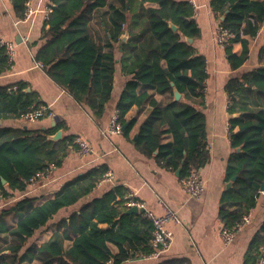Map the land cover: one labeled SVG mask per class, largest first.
I'll use <instances>...</instances> for the list:
<instances>
[{
    "label": "trees",
    "instance_id": "1",
    "mask_svg": "<svg viewBox=\"0 0 264 264\" xmlns=\"http://www.w3.org/2000/svg\"><path fill=\"white\" fill-rule=\"evenodd\" d=\"M26 1L11 0L17 16L24 15ZM51 3L42 27V43L34 53V60L46 74L99 117L113 88L115 57L111 48L121 43L119 63L122 72L130 76L115 108L121 127L127 122L121 133L128 137L135 122L133 118L125 120L128 110L148 101L150 111L133 140L136 149L146 157H153L162 168L176 171L180 167L179 181L192 170L199 172L210 159L206 117L200 110L207 73L205 57L186 41V37L194 40L199 33L192 3L188 0H51ZM209 5L219 25L233 35L223 47L230 67L236 69L247 58L244 35L254 36L264 20V0H209ZM105 6L102 15L109 37L101 45L91 31V22L94 12ZM170 22L176 30H172ZM124 31L128 32V38L121 42ZM236 41L243 46L240 54L232 51L231 45ZM10 66L5 49L0 46V72ZM171 83L184 101L172 100ZM14 85L15 89L13 85L0 86V120L6 116L20 118L42 107L22 83ZM148 89L166 94L167 102L162 104L151 97ZM248 89L264 94V66L230 79L225 86L228 113L240 112L229 119L232 153L225 168V180L236 178L221 197V203L233 205L231 209L220 207V217L227 228L249 214L264 179V102L263 108L248 110L244 102ZM244 111L250 114L247 120L243 119ZM62 127V122L50 129L0 127V201L10 200L0 205V264L108 261L122 264L151 253L152 223L144 212L125 213L128 201L137 198L121 184L73 211L48 241L29 242L56 212L89 195L108 172L105 165L93 166L38 205L33 206L35 198L30 197L12 200L13 191L24 192L29 187L31 176L48 165L59 167L72 149H78L72 137L48 138ZM169 135L168 141H162ZM68 240L71 245L65 248L64 242ZM262 244L264 220L249 252L258 251Z\"/></svg>",
    "mask_w": 264,
    "mask_h": 264
},
{
    "label": "crops",
    "instance_id": "2",
    "mask_svg": "<svg viewBox=\"0 0 264 264\" xmlns=\"http://www.w3.org/2000/svg\"><path fill=\"white\" fill-rule=\"evenodd\" d=\"M27 1L29 15L25 16L24 12V15L19 17L13 11L11 0H0V40L11 41L14 44L12 64L0 72V86L13 85L12 88L15 89L14 84L22 83L25 91L34 93L51 116L46 114L38 119L24 118V115L20 118L6 116L1 118L0 127L20 130L50 129L58 122H62L63 127L50 133L48 138L53 140L52 136L60 130L59 139L72 137L75 142L76 137H81L89 143L91 151L82 154L78 149H72L64 158L62 165L55 167L48 176L38 179L24 192L13 191L12 200L30 197L35 198L32 205H38L52 197L65 183L93 166L105 165L112 176L111 180L100 181L89 195L56 212L46 225L34 233L29 242L34 239L40 242L48 241L62 221L73 211H77L89 200L101 196L112 186L121 184L144 204L145 209L158 215L163 214L164 208L160 204L162 200L180 220L178 223L172 220L167 222L166 227L173 235L172 242L159 258L136 257L122 264H264L259 258L258 251L249 252L250 244L260 231L264 220L263 191H259L256 204L248 214L250 221L229 243H224L219 234L223 226L220 207L233 208V205L221 203L222 194L228 190L225 187L227 183L225 168L232 153L228 138L229 119L240 114L228 113L225 86L230 79L264 66V20L254 36L244 35L247 58L239 67L232 69L224 47L214 40L218 21L214 17L209 0H188L194 7L193 16L199 28V33L194 40L192 39V44L206 60L207 78L200 110L206 117L207 146L210 153L208 163L199 169L204 182L202 196L192 198L182 188L174 174L175 171L158 166L153 157H146L134 146V134H137L139 124L150 111L148 101L140 107L133 105L126 113L124 117L126 121L132 118L135 120L128 137L122 133L109 137L103 134L130 79L129 75L122 72L119 63L121 43H115L111 48L115 57L113 88L102 115L97 117L88 106L77 102L66 89L54 82L34 60V53L42 43V27L52 3L51 0ZM106 9L107 6L97 9L91 22V31L101 45H105L109 37L103 21L105 16L102 15ZM231 47L235 54H240L243 46L240 41H236ZM104 49L108 50L107 47ZM147 92L162 104L167 102L166 94L161 95L153 89H148ZM245 96L244 102L248 110L263 108L264 94L255 89H248ZM180 100H185L181 93L177 101ZM247 111L243 112L244 120L250 116ZM237 128L235 126L234 130ZM169 139L170 135L163 137L162 141ZM4 202L10 200L0 201V205ZM100 226L104 227L105 224ZM70 245V240L64 242L65 248ZM110 248L115 250L113 245H110Z\"/></svg>",
    "mask_w": 264,
    "mask_h": 264
},
{
    "label": "built area",
    "instance_id": "3",
    "mask_svg": "<svg viewBox=\"0 0 264 264\" xmlns=\"http://www.w3.org/2000/svg\"><path fill=\"white\" fill-rule=\"evenodd\" d=\"M26 9H25V16L29 15L28 10V1L26 2ZM233 35L229 33L227 30L222 28L219 25V22L217 23L215 32H214V40L215 42L220 46H225L227 43V40L231 38ZM0 46H2L5 49V53L8 57V62L12 64L13 57H14V44L11 41L7 40H0ZM50 115L51 113H46V110L44 107H40L36 110H33L31 112H28L24 114V118H31V119H38L39 117H43L45 115ZM122 127L119 122V115L117 111L115 110L110 118V121L106 128L103 130V134L106 137H109L111 135L115 134H121ZM75 143L78 145V151L82 154H87L91 151V147L89 143L82 139L81 137L75 138ZM55 168L53 165H48L42 170L35 173L33 176H31L28 179L29 185H33L38 179L44 178L49 175V173ZM112 176L109 172L105 174V177L103 180H111ZM180 184L182 188L188 193V195L192 198H199L202 196L203 189H204V182L201 178L199 172L192 170L187 176H185L183 179L180 180ZM130 207L136 205L138 208H144V204L140 201H134L129 200L127 203ZM160 204L164 208V213L161 215L155 214L151 210H147L144 208V213L146 217L151 221L152 227H153V237L151 240L152 244V251L151 253L142 256V258L145 259H156L159 258L164 252H166L172 242V232L166 227V224L169 220H172L176 223H178L180 220L177 216V214L169 208V206L162 200H160ZM250 221L249 215L243 216L240 222L235 224L231 228H227L222 226L220 228L219 234L222 238L224 243H229L236 233L248 222ZM259 258L261 261H264V244H262L259 249ZM106 264H112L111 261L106 262Z\"/></svg>",
    "mask_w": 264,
    "mask_h": 264
},
{
    "label": "water",
    "instance_id": "4",
    "mask_svg": "<svg viewBox=\"0 0 264 264\" xmlns=\"http://www.w3.org/2000/svg\"><path fill=\"white\" fill-rule=\"evenodd\" d=\"M220 19L223 20L224 16H221ZM169 26L172 28V30H176L177 29L176 26L173 23H171V22L169 23ZM127 38H128V32L124 31L123 34L120 36L121 42H125L127 40ZM186 41L188 43H192L193 40H192V38L186 37ZM119 47L121 48V44H119ZM171 85L173 86V83H171ZM179 98H180V92L173 86V99L175 101H177V100H179ZM55 120H57V119H55ZM125 125L126 124H124L122 129L125 128ZM60 133H61L60 130L57 131L56 134H54L52 136V139L53 140L59 139L60 138ZM136 137H137V134L135 133L133 139H136ZM179 171H180V167H178L176 169V171L174 172L176 177L179 176ZM235 178H236V176L232 177L231 181H233ZM1 180H2V183H5L4 179L1 178ZM231 181L226 183V186H225L226 189H228L231 186V183H232ZM259 191H263L264 192V179L262 180V182L260 184ZM138 212H144V208H138L136 205H134V206H131L130 208H128L125 211V213H138Z\"/></svg>",
    "mask_w": 264,
    "mask_h": 264
}]
</instances>
